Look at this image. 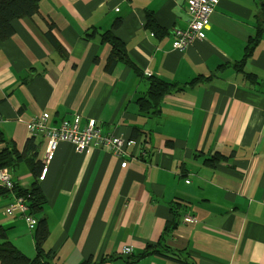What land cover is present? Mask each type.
Here are the masks:
<instances>
[{"label": "crops", "instance_id": "1", "mask_svg": "<svg viewBox=\"0 0 264 264\" xmlns=\"http://www.w3.org/2000/svg\"><path fill=\"white\" fill-rule=\"evenodd\" d=\"M262 4L219 0L204 42L183 52L174 50L173 33L188 24L186 0H41L65 58L40 16L13 23V36L0 40V131L20 153L32 138L27 124L42 114L51 127L78 119L83 129L95 120L101 135L122 132L128 142L133 128L144 133L120 156L94 144L80 154L59 144L40 179L52 264H183L141 258L160 240L173 203L184 212L164 245L188 264H264ZM149 15L156 32L147 28ZM259 27L261 41L242 64ZM108 31L126 44L134 67L107 70L111 48L101 35ZM199 77L207 79L164 99L158 120L139 112L150 78L185 84ZM33 138L41 161L44 134ZM215 153L223 160L207 167ZM10 172L19 187L33 182L27 162ZM15 196L0 186V227L32 259V231L21 214L6 215ZM188 215L197 223L184 224ZM124 248L132 253L122 255Z\"/></svg>", "mask_w": 264, "mask_h": 264}, {"label": "trees", "instance_id": "2", "mask_svg": "<svg viewBox=\"0 0 264 264\" xmlns=\"http://www.w3.org/2000/svg\"><path fill=\"white\" fill-rule=\"evenodd\" d=\"M41 0H0V40L6 41L10 39L14 34L13 23L16 20L24 18H32L36 15L40 16L46 23L48 30L45 35L47 39L53 44L58 54L63 58L62 48L53 36V30L55 26L53 23L41 16L39 10V3ZM262 11L264 12V0L262 4ZM120 25V21H115L113 28H117ZM147 28L156 32L159 27L155 24L151 15L148 16ZM262 29L259 27L253 38H250L247 42L245 59L246 61L249 55L257 47L261 41ZM95 32H93L94 34ZM90 35H86V38ZM102 43L108 45L111 48V52L107 59L106 68L112 70L118 63H123L130 67H134L127 56L126 44L118 39L112 31L105 32L101 35ZM240 65L235 64L233 67L238 68ZM249 79L254 78V75H246ZM207 79L199 77L194 79L190 83L178 84L167 83L158 78H150V86L146 94L137 100V107L141 114L150 116L151 118L158 120L161 118V104L164 99L175 93L183 92L187 89L193 88L194 84L198 81ZM144 134L140 129L133 128L131 130V139L137 141L139 137ZM39 145L35 138L29 139L22 153L19 152L14 142L5 139L3 133L0 131V169L7 168L13 171L21 162H27L30 166L33 182L27 188L19 187L15 184L13 193L17 197H21L26 201L29 213L37 218V225L32 232L33 244L35 249L34 258L30 259L23 253L17 250L7 239L6 230L0 227V264H52L50 255L51 253L45 249V243L49 237V228L47 220L43 217V209L47 204V198L44 195L40 186V177L43 171V165L40 160H37ZM223 160V157L218 153H215L210 159H206L204 164L210 168H216L218 164ZM172 219L166 223L160 240L156 244L148 245L141 258L149 255L159 254L163 256L175 257L183 264H188L187 258L183 257V252L172 250L164 245L166 236L177 229L179 226L181 216L184 209L177 203L169 205ZM160 248V250H158ZM82 264H91V261L83 262Z\"/></svg>", "mask_w": 264, "mask_h": 264}, {"label": "built area", "instance_id": "3", "mask_svg": "<svg viewBox=\"0 0 264 264\" xmlns=\"http://www.w3.org/2000/svg\"><path fill=\"white\" fill-rule=\"evenodd\" d=\"M189 14V21L185 29L174 30L173 48L176 51L183 52L194 43H203L205 40V32L209 28V18L217 6L219 0H186ZM48 115L42 114L35 117L28 126L31 134H44L45 148L43 154V163L47 165L52 158L59 144L63 142L71 143L75 147L76 154H80L92 144L100 148L109 150L115 155L120 156L123 153L127 141L122 132H115L109 135H101L100 129L97 127L95 120H89L87 125L80 129L79 120L75 119L71 123L62 124L59 127H51L47 124ZM0 185L12 188L11 177L6 170H0ZM26 211V206L22 199L10 206L9 213L16 210ZM28 225L33 229L36 221L32 217L26 218ZM187 224H196L197 219L187 217ZM130 248H124L121 253L125 255L131 254Z\"/></svg>", "mask_w": 264, "mask_h": 264}, {"label": "rangeland", "instance_id": "4", "mask_svg": "<svg viewBox=\"0 0 264 264\" xmlns=\"http://www.w3.org/2000/svg\"><path fill=\"white\" fill-rule=\"evenodd\" d=\"M28 126H29V123L27 124V128H28ZM28 131H29V129H28ZM29 132H30V131H29ZM30 134H31V132H30ZM33 136H34V137H37L38 134H36V135L31 134V137H33ZM81 153H82V152H81ZM50 160H51V159H50ZM41 163H42V165H43V171H42V174H43V173H45L46 167H47V165L50 163V161H49V163H48L47 165H45V164L43 163V159H41ZM0 170H6V171L9 173V175H10V177H11V182H12V185H13L12 188H8V187H6V186H2V185H0V186L3 187V188H6L7 190H10V191L13 192V190H14V188H15V184H14V181H13L12 173H11L10 170L7 169V168L0 169ZM40 179H41V177H40ZM17 199H22V200H23L24 205L26 206V211H22V210L18 209V210H16V211L13 212V213H9L8 210H9L10 206L13 205V204L17 201ZM17 213L21 214V216H22L23 219L25 220V222H26L28 228L33 232L34 229H35V227H36V225H37V218H35L34 216H32V215L29 213V210H28V206H27V204H26V201H25L23 198H21V197H17V196H15L13 203H11V204L8 206L7 210H6V215L11 217V216L16 215ZM27 217H32V218L36 221V225H35V227H34L33 229H31V228L29 227L28 222H27V220H26ZM187 217H193V216L188 215ZM187 217H186V218H187ZM186 218H185V219H186ZM193 218H195V217H193ZM184 224H187V223L185 222V220H184ZM131 253H132V252H131ZM121 254H122V253H121ZM122 255H125V254H122ZM129 255H130V254H129ZM127 256H128V255H127Z\"/></svg>", "mask_w": 264, "mask_h": 264}]
</instances>
